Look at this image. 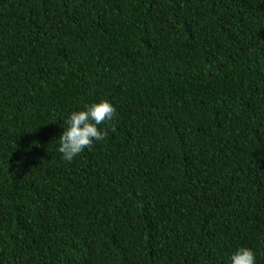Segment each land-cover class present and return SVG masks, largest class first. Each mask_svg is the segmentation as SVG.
<instances>
[{
    "label": "trees",
    "instance_id": "1",
    "mask_svg": "<svg viewBox=\"0 0 264 264\" xmlns=\"http://www.w3.org/2000/svg\"><path fill=\"white\" fill-rule=\"evenodd\" d=\"M105 99L108 136L66 162ZM240 247L264 264V0H0V264Z\"/></svg>",
    "mask_w": 264,
    "mask_h": 264
},
{
    "label": "clouds",
    "instance_id": "2",
    "mask_svg": "<svg viewBox=\"0 0 264 264\" xmlns=\"http://www.w3.org/2000/svg\"><path fill=\"white\" fill-rule=\"evenodd\" d=\"M116 107L107 99L99 103L86 105L84 110L73 111L67 119L59 138L58 151L66 162H71L86 148L90 149L94 141H103L108 136V130L98 127L111 122L116 116ZM115 131V127H112ZM231 264H256V254L248 247H240L232 256Z\"/></svg>",
    "mask_w": 264,
    "mask_h": 264
}]
</instances>
